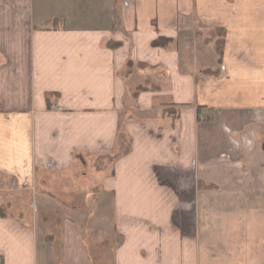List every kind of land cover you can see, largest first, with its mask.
<instances>
[{
	"label": "crops",
	"instance_id": "1",
	"mask_svg": "<svg viewBox=\"0 0 264 264\" xmlns=\"http://www.w3.org/2000/svg\"><path fill=\"white\" fill-rule=\"evenodd\" d=\"M0 207V264H264V0H0Z\"/></svg>",
	"mask_w": 264,
	"mask_h": 264
},
{
	"label": "trees",
	"instance_id": "2",
	"mask_svg": "<svg viewBox=\"0 0 264 264\" xmlns=\"http://www.w3.org/2000/svg\"><path fill=\"white\" fill-rule=\"evenodd\" d=\"M156 44V46H159L162 42H155ZM0 215L2 216V217H5V212H4V210L0 207Z\"/></svg>",
	"mask_w": 264,
	"mask_h": 264
}]
</instances>
